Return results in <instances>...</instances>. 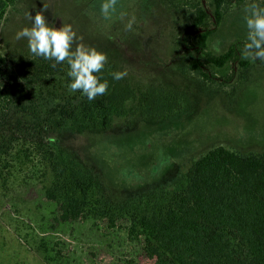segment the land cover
Listing matches in <instances>:
<instances>
[{
    "label": "rangeland",
    "instance_id": "rangeland-1",
    "mask_svg": "<svg viewBox=\"0 0 264 264\" xmlns=\"http://www.w3.org/2000/svg\"><path fill=\"white\" fill-rule=\"evenodd\" d=\"M263 1L226 0L220 23L207 20L206 28H214L208 50L218 55L235 44L247 63L232 60L220 69L201 59L203 73L191 67L192 26L196 6L211 13L212 0H119L110 19L100 14L101 0H17L0 22V51L14 63L33 56L27 40L15 37L31 27L27 14L34 17L45 4L48 23L71 24L77 43L107 54L109 71L127 68L123 79L136 90L154 86L175 100L172 112L153 117L143 116L134 99L104 131L65 127L56 134L67 160L97 178L120 204L179 184L187 165L213 146L264 152V60L243 58L246 7H263ZM121 12L127 13L123 19ZM133 16V31H126ZM68 71L52 84L71 97L81 95L69 92ZM50 181L35 168L7 187L0 184V264H122L136 257L140 247L128 239L126 221L110 227L94 212L63 219L60 205L45 196Z\"/></svg>",
    "mask_w": 264,
    "mask_h": 264
},
{
    "label": "trees",
    "instance_id": "trees-1",
    "mask_svg": "<svg viewBox=\"0 0 264 264\" xmlns=\"http://www.w3.org/2000/svg\"><path fill=\"white\" fill-rule=\"evenodd\" d=\"M16 2L0 0V22ZM225 3L212 0L211 13L196 6L191 67L197 72L203 73L201 59L220 69L232 60L247 63L237 57L235 44L218 55L208 50L214 28H206L207 20L212 18L217 26ZM53 64L35 55L14 63L0 51L3 187L23 171L37 168L42 177L50 176L45 196L60 205L63 219L94 212L110 227L123 219L128 239L138 242L140 251L122 264H264V152L213 146L187 165L174 187L116 204L97 178L67 160L56 134L65 127L104 131L125 115L134 99L143 116L153 117L172 112L176 102L160 88L136 90L124 79L115 80L105 67L100 74L109 82L105 95L92 101L82 94L71 97L52 84L66 74L67 61Z\"/></svg>",
    "mask_w": 264,
    "mask_h": 264
},
{
    "label": "clouds",
    "instance_id": "clouds-1",
    "mask_svg": "<svg viewBox=\"0 0 264 264\" xmlns=\"http://www.w3.org/2000/svg\"><path fill=\"white\" fill-rule=\"evenodd\" d=\"M119 0H101L100 14L110 19L117 12ZM48 9L36 11L33 17L30 13L27 18L31 27H24L16 33V40L26 39L30 52L46 60H54L56 64L67 61V73L71 82L68 84L69 92H81L89 101L106 94L109 82L102 81L101 73L107 63V54L95 47L84 43H77V34L71 24L63 23L59 28L48 23L44 12ZM245 21L248 29L247 42L244 45L243 58L264 60V7L252 3L246 7ZM127 13L121 12L123 19ZM136 23L133 16L125 25L126 31H133ZM82 40V38H81ZM75 44V48L73 45ZM215 47V46H214ZM218 52L219 49L216 48ZM128 74V69L113 73V79L121 80Z\"/></svg>",
    "mask_w": 264,
    "mask_h": 264
}]
</instances>
